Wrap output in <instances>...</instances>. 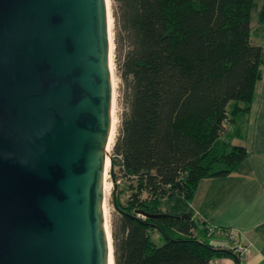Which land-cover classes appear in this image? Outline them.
Segmentation results:
<instances>
[{"label": "trees", "instance_id": "trees-1", "mask_svg": "<svg viewBox=\"0 0 264 264\" xmlns=\"http://www.w3.org/2000/svg\"><path fill=\"white\" fill-rule=\"evenodd\" d=\"M254 7L255 0H110L123 102L108 168L113 264L232 257L196 238L191 220L159 215L158 203L175 194L190 200L201 178L227 175L246 155L230 138L261 77L264 49L249 40ZM257 22L264 24V2Z\"/></svg>", "mask_w": 264, "mask_h": 264}, {"label": "water", "instance_id": "water-1", "mask_svg": "<svg viewBox=\"0 0 264 264\" xmlns=\"http://www.w3.org/2000/svg\"><path fill=\"white\" fill-rule=\"evenodd\" d=\"M110 45L105 0H0V264H113Z\"/></svg>", "mask_w": 264, "mask_h": 264}, {"label": "crops", "instance_id": "crops-1", "mask_svg": "<svg viewBox=\"0 0 264 264\" xmlns=\"http://www.w3.org/2000/svg\"><path fill=\"white\" fill-rule=\"evenodd\" d=\"M238 128L239 135L232 136L230 143L243 147L246 155L227 175L201 178L190 200L175 194L161 198L158 206L161 213L187 214L194 223L193 235L210 244L225 243V232L234 233L238 243L250 246V254L239 264H264V60ZM202 225L213 231L206 233ZM212 261L236 264L232 257Z\"/></svg>", "mask_w": 264, "mask_h": 264}, {"label": "rangeland", "instance_id": "rangeland-1", "mask_svg": "<svg viewBox=\"0 0 264 264\" xmlns=\"http://www.w3.org/2000/svg\"><path fill=\"white\" fill-rule=\"evenodd\" d=\"M264 0H255V7L253 9V11L251 12L250 15V22H249V28H250V42L252 44H256V45H264V24H259L257 22V12H259L262 4H263ZM109 15H110V1H109ZM111 18V17H110ZM112 26V25H111ZM112 64H113V60H112ZM112 79H113V115H114V120H115V124H114V130H113V137L116 133V129L118 126V122H119V114L121 113L122 109H123V102L121 100V95H120V91H119V78L116 74L115 68H114V64L112 65ZM115 88V89H114ZM111 149V147H110ZM109 149V152H110ZM108 168L107 167V173H106V177H105V183H106V190L104 192V201H103V205H104V209H105V217L107 220V226L109 228V219L111 218V214L113 212V208L111 206L110 203V197H111V190L113 188V183L111 181V178L109 176L108 173ZM118 186L122 185L119 181L115 182ZM161 241V240H160ZM156 242H159V240H156Z\"/></svg>", "mask_w": 264, "mask_h": 264}, {"label": "bare ground", "instance_id": "bare-ground-1", "mask_svg": "<svg viewBox=\"0 0 264 264\" xmlns=\"http://www.w3.org/2000/svg\"><path fill=\"white\" fill-rule=\"evenodd\" d=\"M109 1L110 0H105V5H106V9H107V25H108V32H109V38H111V18L109 15ZM112 48V45H110V50ZM113 49V48H112ZM112 53H110V58H109V68H110V77H111V89H112V97H111V109H110V114H111V127H110V133H109V137L107 140V145H106V150L109 151L110 147L112 146V140H113V130H114V124H115V120H114V115H113V87H114V83H113V79H112ZM115 89V88H114ZM107 167H108V159L105 157V173H104V183H103V190L105 192L107 186L105 183V177H106V173H107ZM107 191V190H106ZM104 208V207H103ZM105 212V209H104ZM107 227V226H106Z\"/></svg>", "mask_w": 264, "mask_h": 264}, {"label": "built area", "instance_id": "built-area-1", "mask_svg": "<svg viewBox=\"0 0 264 264\" xmlns=\"http://www.w3.org/2000/svg\"><path fill=\"white\" fill-rule=\"evenodd\" d=\"M212 231H213V228H210V226H207V233L209 234ZM219 231L225 232V230H220V229H219ZM225 236H226V242L218 244L216 246L230 250V252L234 253L239 258L246 257L250 254V246L249 245H242V244L238 243L236 238H235L234 233L226 231ZM210 264H214L213 261L210 262Z\"/></svg>", "mask_w": 264, "mask_h": 264}]
</instances>
